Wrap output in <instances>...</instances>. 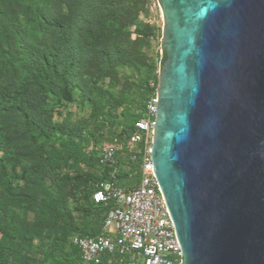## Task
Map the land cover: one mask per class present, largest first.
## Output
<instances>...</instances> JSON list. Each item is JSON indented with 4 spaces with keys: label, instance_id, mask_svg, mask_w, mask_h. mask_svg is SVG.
Instances as JSON below:
<instances>
[{
    "label": "rangeland",
    "instance_id": "374dc122",
    "mask_svg": "<svg viewBox=\"0 0 264 264\" xmlns=\"http://www.w3.org/2000/svg\"><path fill=\"white\" fill-rule=\"evenodd\" d=\"M0 12L9 15L0 29V221L10 237L18 228L19 264H73L69 242L100 233L103 215L87 196L93 165L66 148L107 137L121 110L141 115L143 70L156 66V76L162 62V12L157 0H0ZM49 56L61 68L73 62L71 103L58 106L36 81Z\"/></svg>",
    "mask_w": 264,
    "mask_h": 264
},
{
    "label": "water",
    "instance_id": "95a60500",
    "mask_svg": "<svg viewBox=\"0 0 264 264\" xmlns=\"http://www.w3.org/2000/svg\"><path fill=\"white\" fill-rule=\"evenodd\" d=\"M151 161L182 264H264V0H157Z\"/></svg>",
    "mask_w": 264,
    "mask_h": 264
},
{
    "label": "built area",
    "instance_id": "2783aa9c",
    "mask_svg": "<svg viewBox=\"0 0 264 264\" xmlns=\"http://www.w3.org/2000/svg\"><path fill=\"white\" fill-rule=\"evenodd\" d=\"M159 72L160 67L149 82L144 116L127 140L131 161L140 158L136 186L119 185L120 170H128L118 164L123 143L115 138L101 148L100 164L114 170L96 186L92 200L109 210L100 235L71 240L81 252L80 264H182V249L151 161Z\"/></svg>",
    "mask_w": 264,
    "mask_h": 264
},
{
    "label": "trees",
    "instance_id": "16d2710c",
    "mask_svg": "<svg viewBox=\"0 0 264 264\" xmlns=\"http://www.w3.org/2000/svg\"><path fill=\"white\" fill-rule=\"evenodd\" d=\"M47 24V27L50 29H59L61 31L64 30V27L57 22H52L43 18ZM9 24V15L0 12V29H4V32ZM75 53L79 52L81 55H84V50L79 46L78 49L74 50ZM91 52L87 51L86 54L89 55ZM50 57V56H49ZM45 57L43 59L44 67L43 75L41 78H37L36 81H42L44 84H41V87H47L49 93L55 96L56 104L58 106L63 103H71L72 102V82L70 79V72L73 69V62L69 64L67 67L61 68L58 57L51 56ZM166 58L165 53H163L164 62ZM156 70L155 68H145L143 70L144 79L140 83V87L143 92V102L141 104L142 113L141 115H133L129 110H121L117 115L115 114L114 118L108 121L104 126L105 131H110L111 133L104 137V134L100 136L99 139L95 140L96 142H91L90 144H76L74 147L67 146L66 153L71 158H76L78 161L93 165V169L95 172V181L89 184L87 189V196L89 198L90 206L95 209L98 213L103 215L101 220V232L93 235H89L88 233L85 236H78L81 238H91L96 237L102 233V227L105 215L109 210V207L103 205H94L92 200V195L96 190V186L101 182L107 181L110 179V174L114 170V166L101 165L100 164V154L102 146L110 142L111 140L118 138L123 143V149L119 153L118 164L123 167L127 166L128 170L124 171V169L120 168L121 173L119 175V185L120 186H136L139 181V163L140 158L137 161L133 162L130 159L129 155V147L127 145V140L134 132L135 123L143 118L145 113V106L150 94L149 82L156 79L154 76ZM147 74V76L145 75ZM51 76H54L61 85L60 93H56L53 90ZM72 77V76H71ZM23 120L26 122V125L31 128H35L33 122L29 120V115L27 113L22 114ZM79 177V176H76ZM4 217V216H2ZM4 218L3 221H0V264H19L21 259V251L19 249V244L17 240L14 238L18 234V228L13 226L11 227V236H8L7 233H4ZM87 229V228H85ZM69 245L72 247V250L76 253L77 261L73 264H80L81 262V252L75 247L72 242H69Z\"/></svg>",
    "mask_w": 264,
    "mask_h": 264
}]
</instances>
